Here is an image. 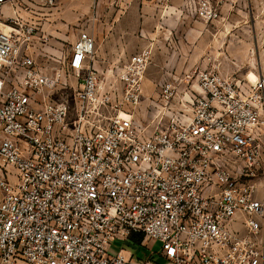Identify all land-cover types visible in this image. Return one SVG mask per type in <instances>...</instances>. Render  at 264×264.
<instances>
[{
    "label": "built area",
    "instance_id": "2783aa9c",
    "mask_svg": "<svg viewBox=\"0 0 264 264\" xmlns=\"http://www.w3.org/2000/svg\"><path fill=\"white\" fill-rule=\"evenodd\" d=\"M55 1L0 0V264H130L109 248L134 236L164 264H264V203L241 182L262 158L264 77L201 73L189 121L148 132L131 113L146 52L101 68L81 32L62 71L38 63L21 13Z\"/></svg>",
    "mask_w": 264,
    "mask_h": 264
},
{
    "label": "rangeland",
    "instance_id": "374dc122",
    "mask_svg": "<svg viewBox=\"0 0 264 264\" xmlns=\"http://www.w3.org/2000/svg\"><path fill=\"white\" fill-rule=\"evenodd\" d=\"M29 6L33 13L21 15L37 24L34 54L50 74L63 70L56 61L68 56L81 32L94 37L96 59L103 57V63L148 54L141 100L131 109L134 121L148 132L166 128L179 113L190 118L188 96L201 73L246 87L255 85L250 74L257 81L264 77V0H56L54 7ZM167 85L174 89L170 102L162 97ZM74 88L61 89L56 97L72 102ZM261 122L262 158L241 182L253 185L264 203V101ZM141 249L142 255L158 254L160 244Z\"/></svg>",
    "mask_w": 264,
    "mask_h": 264
},
{
    "label": "crops",
    "instance_id": "0c3cea01",
    "mask_svg": "<svg viewBox=\"0 0 264 264\" xmlns=\"http://www.w3.org/2000/svg\"><path fill=\"white\" fill-rule=\"evenodd\" d=\"M103 57H97V59H99L98 62V67L101 68H106L107 64L109 62L112 61H108L107 63H103L102 60ZM115 60V59H114ZM140 236H134L132 237L128 243L126 244H122V246H124L123 248L118 247L116 250L113 249V246L111 244L110 248H109V253L114 251L115 255L120 253L126 260L129 261L130 264H164V259L161 256V253L158 254H154V253H150L147 256L146 255H142L141 254V248L142 247H146L145 245H147L146 242H137L138 238ZM138 253V258L135 257V254ZM151 261V262H150Z\"/></svg>",
    "mask_w": 264,
    "mask_h": 264
},
{
    "label": "bare ground",
    "instance_id": "6f19581e",
    "mask_svg": "<svg viewBox=\"0 0 264 264\" xmlns=\"http://www.w3.org/2000/svg\"><path fill=\"white\" fill-rule=\"evenodd\" d=\"M3 28V30L6 32V29L4 28V27H2ZM249 79H250V81L252 82V83H256L257 82V77L254 75V74H250L249 75ZM197 89L199 90V87H197ZM187 121H189V119H187Z\"/></svg>",
    "mask_w": 264,
    "mask_h": 264
},
{
    "label": "trees",
    "instance_id": "16d2710c",
    "mask_svg": "<svg viewBox=\"0 0 264 264\" xmlns=\"http://www.w3.org/2000/svg\"><path fill=\"white\" fill-rule=\"evenodd\" d=\"M137 240H138L137 242L141 243L143 241V237L140 236Z\"/></svg>",
    "mask_w": 264,
    "mask_h": 264
}]
</instances>
